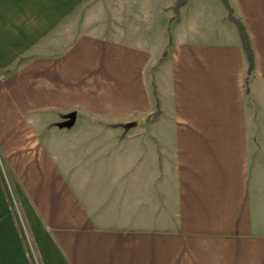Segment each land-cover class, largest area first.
Returning <instances> with one entry per match:
<instances>
[{
	"label": "crops",
	"instance_id": "obj_1",
	"mask_svg": "<svg viewBox=\"0 0 264 264\" xmlns=\"http://www.w3.org/2000/svg\"><path fill=\"white\" fill-rule=\"evenodd\" d=\"M177 1L0 0V160L34 251L0 184V264H264V0H228L248 92L222 0ZM70 112L157 117L52 125Z\"/></svg>",
	"mask_w": 264,
	"mask_h": 264
},
{
	"label": "rangeland",
	"instance_id": "obj_2",
	"mask_svg": "<svg viewBox=\"0 0 264 264\" xmlns=\"http://www.w3.org/2000/svg\"><path fill=\"white\" fill-rule=\"evenodd\" d=\"M55 117V116H54ZM157 117V113L154 112L147 121H141L140 119L128 120V122L116 123V124H108L102 120L93 119L87 115L78 112H70L67 114H62L58 116L57 121L53 122L52 125L56 126H70V125H113V126H126V127H136L141 125H148L152 123ZM56 119V117L54 118ZM0 173L2 175L3 181L0 182L2 187L3 196L7 205L6 213L10 214L12 221L14 222L18 234L20 237L26 240L28 247L30 249V253L34 256V251L32 245L30 244V234L28 225L26 223V219L24 216L23 209L20 205V201L18 199L16 188L13 186L12 178L7 173L6 167L3 165V162L0 160Z\"/></svg>",
	"mask_w": 264,
	"mask_h": 264
},
{
	"label": "trees",
	"instance_id": "obj_3",
	"mask_svg": "<svg viewBox=\"0 0 264 264\" xmlns=\"http://www.w3.org/2000/svg\"><path fill=\"white\" fill-rule=\"evenodd\" d=\"M185 2H187V0H178L176 2L175 6H174V10H175L176 13H177L178 7L181 6L182 4H184ZM222 2H223L224 6L226 7V9L228 11V19L230 21H232L238 28V32H239L240 39H241V44H242V49L244 51V54H245V57H246V61H247V71H246V77H245V86H246V92H248V83H249L250 78H251V74H252V70H253V64H254L253 52H252V49H251V46H250L249 37H248V34H247L246 29H245L244 25L242 24V22L233 17L232 9L230 7V4H229L228 0H222ZM174 19H172L171 22ZM167 54H168V49H166V51L162 55V60L167 57Z\"/></svg>",
	"mask_w": 264,
	"mask_h": 264
}]
</instances>
